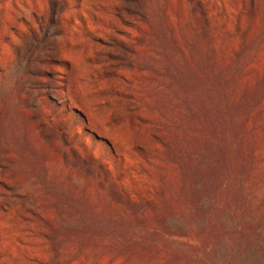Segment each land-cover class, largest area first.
Wrapping results in <instances>:
<instances>
[{
	"label": "rangeland",
	"instance_id": "obj_1",
	"mask_svg": "<svg viewBox=\"0 0 264 264\" xmlns=\"http://www.w3.org/2000/svg\"><path fill=\"white\" fill-rule=\"evenodd\" d=\"M0 264H264V0H0Z\"/></svg>",
	"mask_w": 264,
	"mask_h": 264
}]
</instances>
